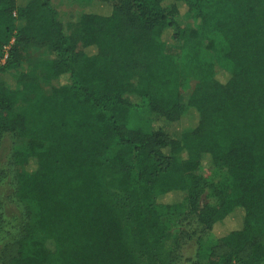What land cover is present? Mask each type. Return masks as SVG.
Segmentation results:
<instances>
[{"label":"trees","instance_id":"trees-1","mask_svg":"<svg viewBox=\"0 0 264 264\" xmlns=\"http://www.w3.org/2000/svg\"><path fill=\"white\" fill-rule=\"evenodd\" d=\"M90 2L64 22L54 0H0V142H38L12 157L34 210L0 263L264 264V0ZM32 48L48 53L11 78ZM181 77L187 101L168 93ZM191 220L218 237L185 258Z\"/></svg>","mask_w":264,"mask_h":264},{"label":"rangeland","instance_id":"rangeland-1","mask_svg":"<svg viewBox=\"0 0 264 264\" xmlns=\"http://www.w3.org/2000/svg\"><path fill=\"white\" fill-rule=\"evenodd\" d=\"M91 0H54V4L58 9L59 18L64 22H76L80 15L91 3ZM20 2V1H19ZM189 27L193 26V21H188ZM176 51V48H173ZM48 52L45 48H32L28 51L26 60L22 66L12 71L11 78L19 77L22 72L29 70L30 66L36 62L40 57L46 55ZM205 57L215 61L217 65L218 76L221 79L227 78L225 68L218 63L214 52L210 50L204 51ZM0 62H3L0 59ZM10 78V80H11ZM52 83L41 80V85L38 91L34 94L24 92L15 106V110L30 115L31 104L35 100L38 93H46L49 91ZM194 86V81L186 78H179L178 81L169 89L170 95L179 94L183 101H187L190 92ZM131 124L136 127H143L149 129L152 127L151 115L148 108H139L133 111ZM38 142L31 136H18L15 134H6L0 142V169L6 173L4 179H0V248L6 239H10L18 231V223L22 221L26 212V205L34 210L32 203L26 204L14 198V184L15 176L21 171L20 168L11 164L12 157L15 151L18 150H34L37 148ZM208 174V171H202ZM241 210V209H239ZM240 220V215L236 214L231 219V224L235 225ZM190 233L193 237L185 238L183 242L182 251L185 256L193 257L197 251L207 252L210 247L216 242L218 231L203 230L200 225L191 220ZM184 217L174 219L172 225L177 228L179 226L186 228ZM220 229V228H219ZM1 264V263H0ZM186 264V263H183Z\"/></svg>","mask_w":264,"mask_h":264},{"label":"built area","instance_id":"built-area-1","mask_svg":"<svg viewBox=\"0 0 264 264\" xmlns=\"http://www.w3.org/2000/svg\"><path fill=\"white\" fill-rule=\"evenodd\" d=\"M9 48H10V45H8V46H5V48H4V57H3V62L5 61V59L8 57V50H9ZM237 264V263H236Z\"/></svg>","mask_w":264,"mask_h":264}]
</instances>
